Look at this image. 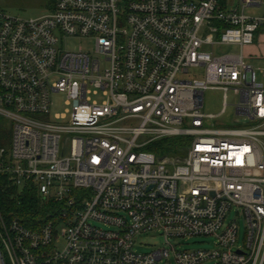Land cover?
<instances>
[{
  "label": "built area",
  "instance_id": "obj_1",
  "mask_svg": "<svg viewBox=\"0 0 264 264\" xmlns=\"http://www.w3.org/2000/svg\"><path fill=\"white\" fill-rule=\"evenodd\" d=\"M54 1L33 20L0 11V177L59 205L36 228L0 210V264H264V83L243 54L264 0ZM216 89L223 108L205 114ZM172 137H190L185 157L145 150ZM148 233L164 245L134 250ZM194 236L214 248L175 247Z\"/></svg>",
  "mask_w": 264,
  "mask_h": 264
},
{
  "label": "rangeland",
  "instance_id": "obj_2",
  "mask_svg": "<svg viewBox=\"0 0 264 264\" xmlns=\"http://www.w3.org/2000/svg\"><path fill=\"white\" fill-rule=\"evenodd\" d=\"M51 0H0V11H5L8 15L13 17H19L25 20H33L35 18H40L41 16L47 15L48 12L51 11ZM248 14L254 16L256 18L264 17V4L259 8H250L247 9ZM261 44L259 49H253L245 47L243 50V54L249 57L245 59L247 65L251 66V68L257 74L258 82L264 83V78L262 73L264 71V30L260 33ZM66 46L73 50H78L79 47H83L85 50L91 51L93 49L92 41L85 39H74L68 40L66 42ZM217 54H241L242 50L237 46L230 47H222L220 50H216ZM223 96L224 93L219 90H208L204 94V108L203 112L205 114L216 115L223 108ZM236 97L232 92L228 93L227 101L231 105L235 103ZM65 98L61 95H56L54 98V106L52 109V114H63L68 109V106H65L63 102ZM233 115V108H229L227 110V114L221 116V118L217 119L220 122H226V120ZM6 130V142L5 149H9L12 143V132H11V124L8 121H2ZM210 124V123H209ZM207 124V127H209ZM183 157L186 156V152L182 154ZM235 211L232 212L228 216V220H232L234 218ZM239 245L243 242V234L245 230V222L239 219ZM100 225V224H99ZM98 225V226H99ZM102 226V225H100ZM174 242V241H173ZM215 238L212 236H194L190 237V239H185L182 241H175L174 245L177 249L180 250H205L214 248ZM164 245L163 237L157 234L148 233L144 234L140 237L136 238V242L134 245V250L139 253L145 254L149 253L153 250L160 249ZM176 264V263H172ZM204 264H214L213 262H205Z\"/></svg>",
  "mask_w": 264,
  "mask_h": 264
},
{
  "label": "trees",
  "instance_id": "obj_3",
  "mask_svg": "<svg viewBox=\"0 0 264 264\" xmlns=\"http://www.w3.org/2000/svg\"><path fill=\"white\" fill-rule=\"evenodd\" d=\"M51 9L54 7L55 1L51 0ZM6 130L2 121H0V147L5 146ZM190 137H172L169 139L157 140L147 147L145 150L152 153L157 158L179 157L186 152L187 146L190 145ZM59 205L53 200L44 203L37 196L35 188L25 189L22 194L17 195L13 188L4 177H0V210L8 218L14 217L28 227L36 228L41 222L54 220L58 216L57 210Z\"/></svg>",
  "mask_w": 264,
  "mask_h": 264
},
{
  "label": "crops",
  "instance_id": "obj_4",
  "mask_svg": "<svg viewBox=\"0 0 264 264\" xmlns=\"http://www.w3.org/2000/svg\"><path fill=\"white\" fill-rule=\"evenodd\" d=\"M260 33H261V31L259 32V34H258V36H257V38H256V40H255L256 42L254 43V45H252V46H248V48L259 49L260 44L262 43V42L260 41V40H261ZM245 56H246V58L249 57V56H247L246 54H245Z\"/></svg>",
  "mask_w": 264,
  "mask_h": 264
}]
</instances>
